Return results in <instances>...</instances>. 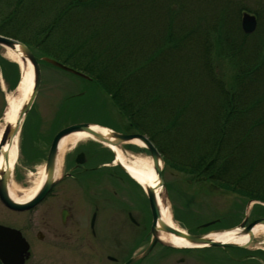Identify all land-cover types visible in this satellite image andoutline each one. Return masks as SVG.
Listing matches in <instances>:
<instances>
[{
  "label": "trees",
  "instance_id": "trees-1",
  "mask_svg": "<svg viewBox=\"0 0 264 264\" xmlns=\"http://www.w3.org/2000/svg\"><path fill=\"white\" fill-rule=\"evenodd\" d=\"M248 1L0 0V34L87 74L165 166L264 202V0Z\"/></svg>",
  "mask_w": 264,
  "mask_h": 264
},
{
  "label": "rangeland",
  "instance_id": "rangeland-1",
  "mask_svg": "<svg viewBox=\"0 0 264 264\" xmlns=\"http://www.w3.org/2000/svg\"><path fill=\"white\" fill-rule=\"evenodd\" d=\"M248 2L252 7L251 3L254 0ZM0 56V62H7L11 65V74L14 75L13 82H16L19 71L13 62L2 58L1 53ZM217 69L228 81V76L231 73L228 65L219 62ZM9 84L11 86L12 82ZM7 86V84L0 83V122H2L6 111L7 94H17L16 88L8 90ZM74 93L81 95L71 96ZM76 119L77 122L90 121L94 123L107 120L102 124L114 125L120 130L125 129L127 125V121L112 106L108 97L101 90L97 91L93 83L75 79L52 66L42 65L41 80L34 100V107L28 113L23 125V130L28 128L30 132L28 133L30 136L25 139V141H29V148L30 144L35 145L38 151L46 155V141H50L54 131ZM19 141H23V133L18 135V150ZM79 142L86 144L91 140L86 137ZM42 154L40 157L30 160L29 158L25 159L18 152L10 179L23 186L29 185L30 181L28 180L35 175L37 167L44 166L45 158ZM93 163V159L88 160L89 165ZM88 164L86 165L88 166ZM59 176L60 174L56 177ZM162 177L171 198L166 200L170 212L174 205L175 212L181 220L188 219L191 224H202L209 220L220 219L216 226L230 227L243 216L246 200L244 197L221 191L210 184L191 185V181L187 180L182 172L167 166L162 167ZM104 182L108 186L111 185L106 180ZM121 184L122 187L117 189L119 200L123 201L120 204L126 208L127 204L139 205L137 200L133 201L129 197L131 194L137 195V189L130 184L127 186L125 182ZM128 187L130 193L126 194ZM114 189H116L115 186ZM187 198H190V201H187ZM79 201L81 207L85 208V205L90 207L89 202ZM191 213L194 217H190ZM107 214L106 211L101 214L100 222L94 226L95 235H92L86 219L80 218L76 223H71L68 226L56 222L50 196L33 209L20 212L10 210L0 202V223L21 230L29 243L30 257L25 264H120L133 248L137 246L135 251L142 248L146 244L147 238L142 241L139 240L141 238L136 240V234L139 232V236H141L143 233L140 231V227L135 228L127 223L123 207H120L117 213L120 218L119 225L105 224L102 219ZM133 231L135 234L130 233ZM38 233H41V238ZM255 250H258V253ZM261 250L262 252H259ZM263 252L264 244L261 243L260 238L254 236L253 242L245 250L228 249L225 251L212 247L202 251L201 254L198 251L181 254L156 246L145 260L137 262V264H212V261L208 262L203 257L214 260V264L216 261H221L220 264H257L255 260L241 263L229 259H237V257L246 254H255L264 258ZM108 255L114 256L116 261L107 259ZM181 258L183 260L179 261Z\"/></svg>",
  "mask_w": 264,
  "mask_h": 264
},
{
  "label": "water",
  "instance_id": "water-1",
  "mask_svg": "<svg viewBox=\"0 0 264 264\" xmlns=\"http://www.w3.org/2000/svg\"><path fill=\"white\" fill-rule=\"evenodd\" d=\"M241 29L245 33H251L255 30L257 21L254 15H251L247 12H243L240 20ZM0 46L4 48H8L11 50H17L21 58L25 61H29L33 68V85L30 92V95L27 99V101L22 105L17 120L14 124L7 123L5 126L3 133L0 138V147L5 144H11L12 139L14 136H16L19 132L21 123L30 109L35 95L37 93V89L40 82V67L37 59L31 52V50L22 42L0 35ZM42 60L56 66L60 69H63L65 71H68L72 74L78 75L80 77H83L85 79H88L89 77L85 75L84 73L75 70L71 67L65 66L62 63L49 58V57H42ZM87 131L93 135L92 137L96 139L97 141H100L102 143H107L110 145H113L114 147L119 148L122 152L125 150L122 148V144L125 142H129L131 140H137L141 145L144 146V148L149 152L150 158H151V167L155 174H157V177L159 178L160 185L165 188V185L162 180L161 176V165H160V155L154 145L151 143V141L147 138V136L140 134V133H122V132H116L109 130V133L107 136H103L101 134H98L91 129H89V125L87 123H75L71 124L67 127L62 128L59 130L53 137L47 157L46 162L44 165V181L42 185L39 187L37 192L27 201L25 202H18L13 200L8 193L7 190V184L10 178V173L7 169H4L0 173V201L8 208L16 211H22L27 210L32 207H34L44 196L45 194L50 190V188L54 185L56 179L54 178V166H55V157L57 153V146L60 138L72 131ZM4 158L7 162V153H4ZM121 169L126 171L125 167L121 165V163L116 162ZM155 188L154 187H146L145 191L148 198L149 207L151 210L152 215V221L150 226V233H151V239L147 247L138 255L133 256L129 258L125 263L123 264H131L135 260L145 256L152 247L156 244V242H159L161 244L169 245L165 242H162L159 237L158 233L159 231H165L170 232L176 236L182 237L188 244H191L193 246L195 245H206V246H229V247H246L252 240L253 234L251 232L252 227L255 224H262L264 225V217L255 219L251 223H249L247 226L243 227L240 232L241 234H247V240L243 244H236V243H229V242H220L215 241L212 239H208L206 236L209 234V232H205L202 234H189L186 233L180 229H175L163 221L160 220V213L159 208L157 205V197L154 193ZM246 219V217H245ZM245 219L240 223V227L245 222ZM212 222L205 223L203 226H208ZM220 230H215L212 232H217ZM29 245L25 241V239L22 237L20 231L17 229L7 227L0 225V260L3 264H23L24 261L29 257V251H28Z\"/></svg>",
  "mask_w": 264,
  "mask_h": 264
},
{
  "label": "bare ground",
  "instance_id": "bare-ground-1",
  "mask_svg": "<svg viewBox=\"0 0 264 264\" xmlns=\"http://www.w3.org/2000/svg\"><path fill=\"white\" fill-rule=\"evenodd\" d=\"M0 53L4 58L17 63L21 73L20 80L16 86L17 94H7L6 111L2 122H0L1 136L6 123H15L22 105L27 101L30 95L33 85V68L29 61H25L21 58V55L17 50L2 48ZM89 129L103 136H107L109 133L108 129L100 125L92 124L89 126ZM92 136L93 135L87 131H72L60 138L55 157V176L60 173L66 152L75 146L80 140L86 137L92 138ZM131 143L139 144V142L136 140H132ZM105 145L115 152V161L121 163V165L125 167L127 173H129V175L138 181L141 186L144 188L147 186L155 188L154 193L157 197L160 220L175 229H179V225L172 218L169 206L166 201L164 188L160 185L159 178L151 167L150 157L145 153H122L119 148L114 147L113 145L107 143H105ZM4 153H7V162L4 158ZM17 157L18 134L13 137L11 144L5 143L0 147V173L4 169L8 168L11 177L12 169ZM44 177L45 173L43 170V165H40L37 167L35 175L29 178L28 181L30 182L27 186H23L20 183L14 182L10 179L7 184L9 196L18 202L29 200L43 183ZM238 230V228H232L230 230L211 233L206 237L208 239L220 242L243 244L247 239V235H242ZM251 231L253 236L260 238L261 243L264 244V225L256 224L253 226ZM159 238L163 242L172 246L181 247L187 245V242L182 237L176 236L169 232L160 231Z\"/></svg>",
  "mask_w": 264,
  "mask_h": 264
},
{
  "label": "flooded vegetation",
  "instance_id": "flooded-vegetation-1",
  "mask_svg": "<svg viewBox=\"0 0 264 264\" xmlns=\"http://www.w3.org/2000/svg\"><path fill=\"white\" fill-rule=\"evenodd\" d=\"M94 147L96 145L93 143L79 144L69 152L64 157L60 177L49 192L55 213L54 220L63 226L76 223L80 218L88 220L90 225L93 216V225L95 226L100 222V216L104 211L108 213L102 219L105 224L117 225L120 223L117 213L123 205L120 204L121 201L116 190L118 189L119 175L105 169L102 154H96L94 163L88 164L89 159L86 152L91 154L90 149L92 148L98 151L97 147ZM104 175H106V181L110 182V186L105 185ZM79 200L89 202L90 207L88 208L86 205L85 208L81 207ZM123 209L127 223L134 227H140L147 220L146 209L139 207L133 209L124 207ZM253 219L254 217H250L249 221Z\"/></svg>",
  "mask_w": 264,
  "mask_h": 264
}]
</instances>
